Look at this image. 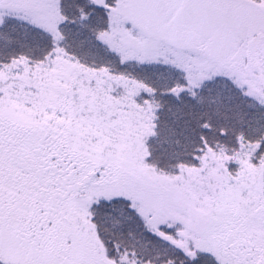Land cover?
I'll use <instances>...</instances> for the list:
<instances>
[{
	"label": "snow or ice",
	"instance_id": "1",
	"mask_svg": "<svg viewBox=\"0 0 264 264\" xmlns=\"http://www.w3.org/2000/svg\"><path fill=\"white\" fill-rule=\"evenodd\" d=\"M0 264H264V0H0Z\"/></svg>",
	"mask_w": 264,
	"mask_h": 264
}]
</instances>
